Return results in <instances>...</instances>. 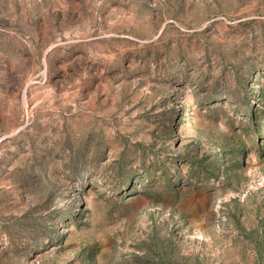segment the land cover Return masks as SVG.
I'll list each match as a JSON object with an SVG mask.
<instances>
[{"label":"rangeland","instance_id":"rangeland-1","mask_svg":"<svg viewBox=\"0 0 264 264\" xmlns=\"http://www.w3.org/2000/svg\"><path fill=\"white\" fill-rule=\"evenodd\" d=\"M0 264H264V0H0Z\"/></svg>","mask_w":264,"mask_h":264}]
</instances>
